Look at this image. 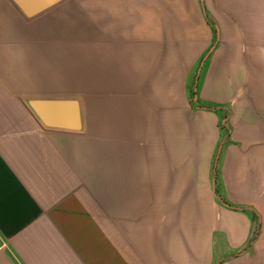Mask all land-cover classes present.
I'll return each mask as SVG.
<instances>
[{"label": "crops", "instance_id": "crops-1", "mask_svg": "<svg viewBox=\"0 0 264 264\" xmlns=\"http://www.w3.org/2000/svg\"><path fill=\"white\" fill-rule=\"evenodd\" d=\"M0 264H264V0H0Z\"/></svg>", "mask_w": 264, "mask_h": 264}, {"label": "water", "instance_id": "water-1", "mask_svg": "<svg viewBox=\"0 0 264 264\" xmlns=\"http://www.w3.org/2000/svg\"><path fill=\"white\" fill-rule=\"evenodd\" d=\"M24 13L34 17L62 0H14ZM29 106L48 129L69 132L83 130V115L77 99H32ZM216 182V181H215Z\"/></svg>", "mask_w": 264, "mask_h": 264}, {"label": "trees", "instance_id": "trees-1", "mask_svg": "<svg viewBox=\"0 0 264 264\" xmlns=\"http://www.w3.org/2000/svg\"><path fill=\"white\" fill-rule=\"evenodd\" d=\"M223 127L222 128H225V126L224 125H222Z\"/></svg>", "mask_w": 264, "mask_h": 264}]
</instances>
